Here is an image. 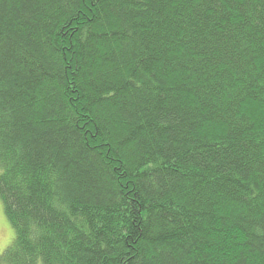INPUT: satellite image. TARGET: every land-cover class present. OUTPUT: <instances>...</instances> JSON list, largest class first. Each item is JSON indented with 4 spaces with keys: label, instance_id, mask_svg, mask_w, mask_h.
<instances>
[{
    "label": "trees",
    "instance_id": "16d2710c",
    "mask_svg": "<svg viewBox=\"0 0 264 264\" xmlns=\"http://www.w3.org/2000/svg\"><path fill=\"white\" fill-rule=\"evenodd\" d=\"M0 264H264V0H0Z\"/></svg>",
    "mask_w": 264,
    "mask_h": 264
},
{
    "label": "rangeland",
    "instance_id": "374dc122",
    "mask_svg": "<svg viewBox=\"0 0 264 264\" xmlns=\"http://www.w3.org/2000/svg\"><path fill=\"white\" fill-rule=\"evenodd\" d=\"M14 240V232L4 215L3 205L0 201V256L6 251Z\"/></svg>",
    "mask_w": 264,
    "mask_h": 264
}]
</instances>
